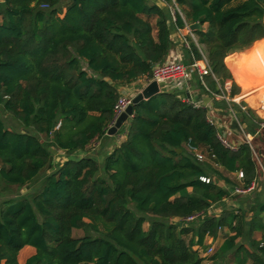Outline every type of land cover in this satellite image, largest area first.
Returning a JSON list of instances; mask_svg holds the SVG:
<instances>
[{
    "label": "trees",
    "instance_id": "obj_1",
    "mask_svg": "<svg viewBox=\"0 0 264 264\" xmlns=\"http://www.w3.org/2000/svg\"><path fill=\"white\" fill-rule=\"evenodd\" d=\"M61 1L0 0V106L23 126L7 127L0 116V188L25 186L53 169L31 196L0 202V264H19L27 245L35 252L25 264H217L229 251L235 264H264V202L257 211L246 204L249 209L207 213L197 227L172 220L208 212L258 176L252 144L226 146L207 108L185 103L176 92L135 104L117 132L126 137L111 152L53 162L55 149L85 151L106 135L119 86L151 78L174 46V28L199 22L194 33L219 82L230 81L231 94H240L237 59L264 42V2L175 0L184 16L176 10L174 20V0H164L165 7L151 0ZM188 40L187 62L192 54L200 59L196 42ZM205 81L220 92L212 76ZM244 95L251 103L257 97ZM236 106L255 135L264 120ZM189 139L205 152L203 162L187 152ZM240 170L245 177L239 182L225 174ZM146 215L154 217L148 228ZM220 227L231 234L203 256L200 248ZM246 227L250 242L238 244ZM74 229L85 233L75 237Z\"/></svg>",
    "mask_w": 264,
    "mask_h": 264
},
{
    "label": "built area",
    "instance_id": "obj_2",
    "mask_svg": "<svg viewBox=\"0 0 264 264\" xmlns=\"http://www.w3.org/2000/svg\"><path fill=\"white\" fill-rule=\"evenodd\" d=\"M175 7L170 6L173 19L176 20V10L183 16L181 9L179 8L178 4L174 0ZM42 7H47L46 4H43ZM173 8V9H172ZM179 31L182 29H188L189 36L193 38L196 42L197 46L199 47V51L201 53L200 59H196L192 54V60L189 62H185L184 59L180 55H170L164 61L158 62L153 67V72L151 78H146L147 82L150 83L153 80L157 81L161 91H173L177 93V91H182L188 87V85L192 82L194 78H197L203 85L205 92L213 98L214 101H221L224 102L225 107L215 106L214 104L210 106L209 103H203V101L199 99H195L191 93L187 94H178V96L185 102L194 107H204L207 108V120L209 123L217 126L218 128V135L221 141L231 148H236L239 144H231L229 142L230 136H233L236 130L238 129L239 132L243 133L245 139L251 144L254 136L260 132L261 129H264V121L260 123L259 129L256 131L255 135L246 131V125L241 122L240 116L238 112L240 110L237 108L236 104L240 106L241 110L246 111L249 106L243 104L242 95H232L231 94V82L227 81L225 84H221L218 80V77L214 73L206 51L204 47L198 43V37L194 33V31L190 28V24H186L185 28H177ZM185 48H190L188 36L184 38ZM210 75L212 76L218 83V88L220 90L219 93L211 91L208 87L205 76ZM134 96L122 95L118 98L115 106H114V120L111 126L115 123L117 118L126 111L127 107L132 103ZM257 112H264V94L259 98L257 104ZM233 116L235 123L237 124V129H233L230 125H228L224 119L226 115ZM264 120V119H263ZM110 126V127H111ZM185 147L187 152L194 156L197 161L203 162L206 159L205 152L197 145H194L191 142V139L185 142ZM237 177L241 181L245 175L244 171L240 170L237 172ZM201 179L206 182L211 181V177L202 176ZM257 179V178H256ZM256 179L252 182V184L248 187H244L242 185H238L231 191L230 195L224 198L218 204L212 205L208 212H199L187 216L182 219H174L175 221H180L181 225L187 226L190 223L203 219L206 214L209 215H219L223 208V202L228 201L232 196H239L243 194H249L252 192L256 187ZM217 210L212 211L213 208ZM221 229V227L219 228ZM213 251V247H209L206 251V254H209ZM209 264V263H208ZM253 264V263H249Z\"/></svg>",
    "mask_w": 264,
    "mask_h": 264
},
{
    "label": "rangeland",
    "instance_id": "obj_3",
    "mask_svg": "<svg viewBox=\"0 0 264 264\" xmlns=\"http://www.w3.org/2000/svg\"><path fill=\"white\" fill-rule=\"evenodd\" d=\"M68 1L69 0H62L60 3V6H64V4ZM172 7H174V6H172ZM182 14L184 16L183 12H182ZM262 45L264 46V44L257 45L256 49H258V48L262 49L261 48ZM182 48H185V42H183ZM245 52H247V51L240 53V56L237 59V76H239V78L240 77L245 78L248 81V85L250 87L252 94L257 96L255 98L254 102H252L253 104L251 102L247 101V98L244 95V91H243L242 86L238 83V81H236V82L241 88V92L239 95H242V97H245L242 99L243 104L249 106V108H252L255 111V110H257V106H258L257 104H258L259 98L264 94V68H263L264 67V50H259V52L257 51V53L256 52H254V53L250 52L249 55H247V56H245L246 55ZM176 54H178V53H176ZM233 59H236V58L234 57ZM185 62H187V59ZM260 62H261L262 66L259 65ZM254 65H256L258 67L256 69H253ZM240 68H243L244 71L241 72ZM249 68L251 70H249ZM240 75H242V76H240ZM260 83H261V85H260ZM252 85H253V88H252ZM199 87H200V89L204 90L203 87H201V86H199ZM221 107H225V106L222 105ZM255 112L260 118L264 119V112L261 115L258 114L257 111H255ZM227 114L228 115H226L224 117L226 123L228 125H230L233 129H237V126H236L237 124L235 123L233 116L230 115L229 113H227ZM238 115L241 116V113L238 112ZM0 116L4 120L7 127H10V128L16 129V130L23 129V126L21 125V123L15 117H13L11 114L4 111L2 106H0ZM239 131L237 129L236 132L234 133V135L230 136L229 142L231 144H240L245 140L244 134L239 132ZM43 137L45 138V136H43ZM115 143H116V141H115ZM251 144H252V148H253L254 158L257 161V169H258L259 173L264 174L263 167L261 164V162L264 163V129H261L260 132L254 136ZM85 151H87V150H85ZM78 154H80V153H78ZM78 154L76 152L67 153L65 151L55 149L54 150V160H53L54 165L58 166L65 159H67L68 156H77ZM52 170H53L52 168L42 170L41 173L39 174V176L33 182H31L25 186L7 185L5 183H2V186L0 188V202H2L5 199H8V198H13V197L21 196V195L31 196L38 189H40L41 185L44 182L46 175L49 174ZM225 174L230 176L236 182H239V179L237 177V173L230 174V173L225 172ZM217 181L220 182L221 184H223V186H225L226 188L230 187V185H226L225 182L221 179H217ZM253 191L250 192L249 194H243V195H239V196L230 197L229 201L223 202V208L224 209H239L241 207H244L245 209H249L243 203L248 198H251L255 203V204H252V207H253L252 210L257 211L259 204L264 202V196H263L264 190L261 191L260 193H257V192L253 193ZM251 193H252V195H251ZM233 203H235V204H233ZM130 208H132L137 214H140V212L136 209V205L133 202L130 203ZM215 210H217V207L212 209V211H215ZM146 216H147L148 221L145 223V228H148L149 222H151L152 218H154V217L152 215H146ZM263 216H264V214H263ZM172 220L175 221L174 219H172ZM200 221L201 220L194 221V222L190 223L189 226L197 227V226H199ZM84 233H85L84 229H74L73 230V236H75V237H80V236L84 235ZM230 234H231V232L229 231L228 227L218 229L215 236L206 238L205 246H203V248H200L201 254L203 256H207V257L213 255L216 251L219 250L220 246L224 243V241L226 240V238ZM260 235H261V233L259 231H255L252 234V236L255 238H260ZM250 238H251V235L249 234L248 228L246 227V232H245L244 236L238 238L237 242H238V244H240V243L249 244ZM211 246L213 247V251L209 254H206L207 249ZM20 253H21V264H25V259L30 254V252H28L26 249L24 251V248H23ZM208 263L210 264L211 261L209 259H206L204 261V264H208ZM217 264H235L234 252L229 251L226 254H224L223 257L217 261Z\"/></svg>",
    "mask_w": 264,
    "mask_h": 264
},
{
    "label": "crops",
    "instance_id": "obj_4",
    "mask_svg": "<svg viewBox=\"0 0 264 264\" xmlns=\"http://www.w3.org/2000/svg\"><path fill=\"white\" fill-rule=\"evenodd\" d=\"M151 1L157 3L161 7H165L166 6V2L164 0H151ZM171 36H172V39L174 41V46L171 49L170 54L168 56L177 55L176 53H178V55H180L184 59V61H186V59H187V53L186 52L187 51H185V48H182V46H183L184 38L186 36H189L188 29H182L181 31H179L178 29L174 28ZM246 51H247V52H245L246 55L244 54L245 56L249 55V53H250L248 50H246ZM237 55H233L232 57L234 58ZM259 65L261 66V62H260ZM257 67L258 66L254 65L253 69H256ZM249 70H251V69L249 68ZM240 71L243 72L244 71L243 68H240ZM240 76H242V75H240ZM236 79H237L238 83L242 86L244 91L252 93L251 90H250V87L248 85V81L245 78H241V77L239 78V76H236ZM197 82H198V79L194 78L186 89H184L182 91H177V93L181 94V95L184 94V93L185 94L191 93L192 96L195 99H199L200 98L203 101V103H209V104L212 103V105L214 104L215 106H222V105L225 106L224 102L214 101L213 98H211L205 92V90L200 89V87L198 86ZM147 84H148V82H147L146 78L142 77V78H139L137 81H135V82H133V83H131L129 85L119 86V90H120V93L122 95L135 96ZM252 88H253V85H252ZM242 98H245V97H242ZM262 113L263 112H260V113L258 112V114H260V115ZM125 137H126V135L124 133H116L115 135H109V134L106 133V135H104L103 137L94 140L93 143L87 148V151H77L76 152L77 154L80 153L77 156L91 154V155H95L96 157H98L101 154L105 155V154L111 152L114 149V147L119 145L120 142L123 139H125ZM115 141H116V143H115ZM261 164H262L263 171H264V163L261 162ZM263 180H264V174H261L258 171V176H257V179H256V187H255L253 193L254 192L260 193L261 191L264 190V181ZM221 185L223 186V184H221ZM251 195H252V193H251ZM263 196H264V194H263ZM233 204H235V203H233ZM243 204L246 206V204L252 205V204H255V203H254V201L251 198H248L247 202H244ZM25 249L28 252H30V254L26 257V259L35 252V248L33 246H30V245L25 246L24 247V251H25ZM26 259H25V261H26ZM19 264H21V253H19Z\"/></svg>",
    "mask_w": 264,
    "mask_h": 264
},
{
    "label": "water",
    "instance_id": "obj_5",
    "mask_svg": "<svg viewBox=\"0 0 264 264\" xmlns=\"http://www.w3.org/2000/svg\"><path fill=\"white\" fill-rule=\"evenodd\" d=\"M264 2V0H261ZM190 28L194 31L200 28L199 22H194L190 24ZM162 92L160 86L157 81L153 80L148 83L138 94L133 97L132 103L127 107L126 111H124L115 121V123L108 129L107 134L115 135L119 129H121L128 120L133 116L134 106L142 100H146L151 98L152 96ZM212 106V103L210 104ZM181 152V149H178Z\"/></svg>",
    "mask_w": 264,
    "mask_h": 264
},
{
    "label": "bare ground",
    "instance_id": "obj_6",
    "mask_svg": "<svg viewBox=\"0 0 264 264\" xmlns=\"http://www.w3.org/2000/svg\"><path fill=\"white\" fill-rule=\"evenodd\" d=\"M260 44H264V42H262V43H260ZM260 44H257V45H260ZM257 45H255L253 48H250V49H248V51L249 52H256L257 53V51L259 52V50H264V46L262 45V49H260V48H258V49H256V47H257ZM262 66V65H261ZM264 68V67H263ZM260 85H261V83H260Z\"/></svg>",
    "mask_w": 264,
    "mask_h": 264
}]
</instances>
